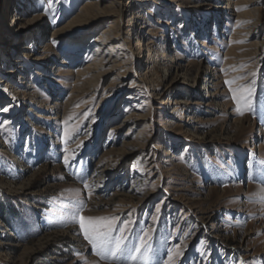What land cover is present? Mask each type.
I'll use <instances>...</instances> for the list:
<instances>
[{
    "label": "rangeland",
    "instance_id": "374dc122",
    "mask_svg": "<svg viewBox=\"0 0 264 264\" xmlns=\"http://www.w3.org/2000/svg\"><path fill=\"white\" fill-rule=\"evenodd\" d=\"M6 1L0 264H117L84 239L77 200L131 222L129 247L151 230L148 264L170 249L175 264H264V0H13L4 34ZM112 27L116 42H94Z\"/></svg>",
    "mask_w": 264,
    "mask_h": 264
},
{
    "label": "snow or ice",
    "instance_id": "6c2138e0",
    "mask_svg": "<svg viewBox=\"0 0 264 264\" xmlns=\"http://www.w3.org/2000/svg\"><path fill=\"white\" fill-rule=\"evenodd\" d=\"M237 10L239 11L241 9ZM242 78L243 77H241V79ZM233 82L234 81H226V84L230 86ZM233 93L232 98L238 105L237 111L243 115L244 113L239 107L241 98L235 95V90H233ZM252 96L253 89L248 88L246 95L243 97V104L248 110L255 112L252 107ZM8 110V107H0V112H6ZM2 123L3 122L0 121V124ZM72 158L74 159L75 156L73 155ZM63 162L66 166H70V159L68 156L64 157ZM80 178L84 181V187L86 189L89 188L86 177L81 176ZM262 183H264V181H262ZM259 199L264 203V194H261ZM84 207L85 205L82 202L79 200L75 201V211L72 213V218L74 222L79 223L84 239L91 245L94 254L99 257L100 260L115 261L117 264H148L149 253L151 252L148 241L151 239V230L145 231L143 235L138 238V243L133 247H129L128 231L131 222L126 223L123 227L116 228L115 218L102 217L94 220L93 218H85L80 215ZM159 211L160 209H157V212ZM181 255L182 252L179 250L170 249L166 264H175L174 257H179ZM204 255H207V253H204ZM240 264H249V262L241 261Z\"/></svg>",
    "mask_w": 264,
    "mask_h": 264
},
{
    "label": "bare ground",
    "instance_id": "6f19581e",
    "mask_svg": "<svg viewBox=\"0 0 264 264\" xmlns=\"http://www.w3.org/2000/svg\"><path fill=\"white\" fill-rule=\"evenodd\" d=\"M7 7L9 8V13H10V18L8 19V23L6 22V28L2 29V32L5 34V33H8L11 28H15V26L21 22L20 20V16H19V12L17 14L14 13V10L17 6L14 5V2L13 0H7ZM12 13V14H11ZM114 31L115 29L112 27V29L108 28L106 29L104 32L105 34H103L101 37H98L94 40L95 43H104V44H107L108 42V46L111 45V43L113 44V42H116L115 39L117 37V34H114ZM11 32V31H10ZM3 35V34H2ZM5 36V35H4ZM5 44H7L6 42H0V47L1 45L5 46ZM8 47V45H7ZM7 47H3V48H6L4 49L3 51V55L2 58L6 60H9V58L11 57L9 54L8 56V50H7ZM23 47H26V48H29L27 46H25L24 44H21L19 46V48H22ZM110 47V46H109ZM18 49V46H16V48L14 50H17ZM22 54L20 55V58L21 57H26L28 55V53L24 50H22L21 52ZM111 52L107 49L105 50L103 53H99L97 54V57H98V60L96 62V64L90 68L89 71H96L97 69L99 68H102L103 67V64L105 63V58H108V57H111ZM15 62V61H14ZM15 67V66H14ZM140 81L143 83V84H150V85H153L151 81H149V76L148 75H144L143 78L140 79ZM0 83H3V81H0ZM0 90L3 92L4 89L0 87Z\"/></svg>",
    "mask_w": 264,
    "mask_h": 264
}]
</instances>
